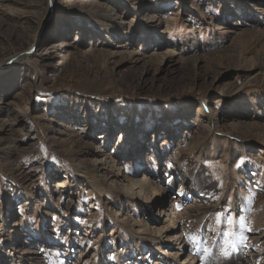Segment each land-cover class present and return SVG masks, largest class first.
Segmentation results:
<instances>
[{"label": "rangeland", "instance_id": "374dc122", "mask_svg": "<svg viewBox=\"0 0 264 264\" xmlns=\"http://www.w3.org/2000/svg\"><path fill=\"white\" fill-rule=\"evenodd\" d=\"M0 264H264V0H0Z\"/></svg>", "mask_w": 264, "mask_h": 264}, {"label": "snow or ice", "instance_id": "6c2138e0", "mask_svg": "<svg viewBox=\"0 0 264 264\" xmlns=\"http://www.w3.org/2000/svg\"><path fill=\"white\" fill-rule=\"evenodd\" d=\"M55 158H53L54 160ZM244 163L243 160H241L240 162H238V167L241 166ZM227 223L229 225V230L224 231L223 236H224V242L226 247L227 246H232L233 241L230 239V237H232L233 232L231 231V226L233 225V218L231 216L228 217ZM240 225L243 226V220L240 221ZM250 230V229H249ZM224 255H227V252L225 251L223 253Z\"/></svg>", "mask_w": 264, "mask_h": 264}, {"label": "bare ground", "instance_id": "6f19581e", "mask_svg": "<svg viewBox=\"0 0 264 264\" xmlns=\"http://www.w3.org/2000/svg\"><path fill=\"white\" fill-rule=\"evenodd\" d=\"M23 57H25V56H23ZM182 181H183V179H182ZM146 183H147V182H146L144 179H143V181H141V184H143L144 187H146ZM182 184H183V182H180V185H182ZM178 185H179V184H178ZM58 186H60L59 183H58L57 187H58ZM172 215H173V214H172ZM173 217H174V216H173ZM175 218H176V217H175ZM175 240H178V237H175Z\"/></svg>", "mask_w": 264, "mask_h": 264}]
</instances>
